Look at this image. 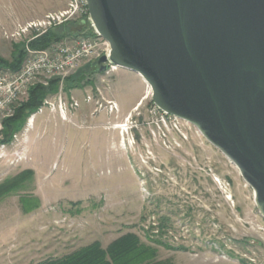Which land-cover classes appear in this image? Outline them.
Segmentation results:
<instances>
[{"label":"rangeland","instance_id":"rangeland-1","mask_svg":"<svg viewBox=\"0 0 264 264\" xmlns=\"http://www.w3.org/2000/svg\"><path fill=\"white\" fill-rule=\"evenodd\" d=\"M68 2L0 0V58L11 60L15 45L27 54L34 34L19 28ZM68 25L71 38L96 35L89 21ZM78 71L82 81L70 78L48 98L62 100L68 119L44 107L27 159L0 161V184L34 171L0 200V264H39L94 242L107 248L130 233L154 249L148 264H264V217L238 168L192 124L163 123L137 73H100L97 61ZM35 199L38 208L24 212L22 201Z\"/></svg>","mask_w":264,"mask_h":264},{"label":"water","instance_id":"water-1","mask_svg":"<svg viewBox=\"0 0 264 264\" xmlns=\"http://www.w3.org/2000/svg\"><path fill=\"white\" fill-rule=\"evenodd\" d=\"M111 46L97 60L137 73L153 103L228 158L264 217V0H87Z\"/></svg>","mask_w":264,"mask_h":264},{"label":"built area","instance_id":"built-area-1","mask_svg":"<svg viewBox=\"0 0 264 264\" xmlns=\"http://www.w3.org/2000/svg\"><path fill=\"white\" fill-rule=\"evenodd\" d=\"M73 20L91 22L87 0H69L66 9L49 13L37 22H29L26 26L19 28L18 34H34L29 40L31 41ZM95 34V36L77 35L71 39L56 42L44 50H33L27 44V56L19 70L13 71L0 67V161L11 160L10 164L15 165L27 159L28 134L34 128L35 116L42 113L44 107H49L52 112L57 111L63 121L68 119L67 112L71 110H68L62 100L53 104L47 99L43 106L29 117L24 130L14 135L10 144L2 142L5 121L15 115L19 105L28 101L32 88L39 85L47 87L55 79L60 81L62 88L66 80L78 70L96 62L102 56H110V44L97 32ZM116 69L117 67L110 63L109 71ZM78 107L77 102L71 104V109ZM170 119H172L171 123L178 121V118L162 112L163 123H167ZM16 147H18L17 150Z\"/></svg>","mask_w":264,"mask_h":264},{"label":"trees","instance_id":"trees-1","mask_svg":"<svg viewBox=\"0 0 264 264\" xmlns=\"http://www.w3.org/2000/svg\"><path fill=\"white\" fill-rule=\"evenodd\" d=\"M67 26H69L68 23H65L47 31L45 34L31 40L28 46L33 50L50 48L54 43L62 41L69 36L64 31ZM77 34H82V31H78ZM70 36L72 35L70 34ZM25 59V51L21 49L20 45H15L11 60L0 58V67L17 71L23 65ZM79 72L81 73V71L77 72L78 76L81 75ZM78 76L74 74L70 78H78L79 82L82 81L83 75L81 77ZM59 89L60 81L58 79L51 81L49 87L39 85L32 88L28 101L19 105L16 108L15 115L5 121L4 139L2 142L10 144L13 141L14 135L24 130L29 117L36 113L50 96L57 94ZM33 176V170H25L15 177L4 181L0 184V200L4 196L25 188L26 183ZM33 202L22 201L24 212L29 213L38 208L39 201L35 199ZM161 226V228H164L165 225L162 224ZM152 229L154 230V227ZM154 254V249L146 244H142L136 234L130 233L112 242L107 248H103L99 242H94L62 258L47 259L39 264H148L151 258L154 257Z\"/></svg>","mask_w":264,"mask_h":264},{"label":"crops","instance_id":"crops-1","mask_svg":"<svg viewBox=\"0 0 264 264\" xmlns=\"http://www.w3.org/2000/svg\"><path fill=\"white\" fill-rule=\"evenodd\" d=\"M59 11H61V10H59ZM47 15V14H46ZM45 15V16H46ZM66 39H71V37L69 36V37H67V38H65L64 40H66ZM63 41V40H62ZM138 104V103H137ZM135 107V106H134ZM51 116L53 117V118H58V116H59V114L57 113V111L55 112H52L51 113ZM35 124H36V128H37V116H35ZM31 133V132H30ZM30 133L28 134V141H29V139H30ZM39 138H37V140H38ZM27 148V147H26Z\"/></svg>","mask_w":264,"mask_h":264},{"label":"bare ground","instance_id":"bare-ground-1","mask_svg":"<svg viewBox=\"0 0 264 264\" xmlns=\"http://www.w3.org/2000/svg\"><path fill=\"white\" fill-rule=\"evenodd\" d=\"M125 127H126V125H123V124H117L114 128L117 129V130H121V129L124 130Z\"/></svg>","mask_w":264,"mask_h":264}]
</instances>
